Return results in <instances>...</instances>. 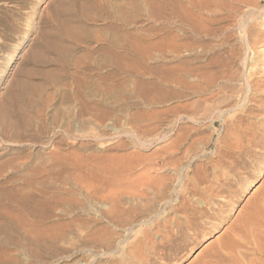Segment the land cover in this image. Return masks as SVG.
Wrapping results in <instances>:
<instances>
[{
    "label": "rangeland",
    "instance_id": "rangeland-1",
    "mask_svg": "<svg viewBox=\"0 0 264 264\" xmlns=\"http://www.w3.org/2000/svg\"><path fill=\"white\" fill-rule=\"evenodd\" d=\"M177 2L153 9L142 0L107 1L102 11L69 0H0V119L18 124L6 132L0 126V264H112L149 224L163 229L182 216L179 183L195 204L187 183L202 175L197 187L215 191L206 198L209 215L195 222L208 228L177 239L175 248L187 246L176 259H151L196 264L264 199V0L250 7L215 0L200 14L186 8V20ZM251 21L248 45L240 28ZM212 74L216 87L195 91L201 76ZM226 96L230 101L218 107ZM232 108H247L229 116L241 115L243 129L260 127L254 139H228L219 113L228 118ZM85 185L105 192L94 197ZM162 186L165 198L155 201ZM108 188L120 191L122 211L139 209L126 227L105 218ZM193 206L199 216L203 206ZM162 229L151 227V241ZM167 246L159 249H175Z\"/></svg>",
    "mask_w": 264,
    "mask_h": 264
},
{
    "label": "bare ground",
    "instance_id": "bare-ground-1",
    "mask_svg": "<svg viewBox=\"0 0 264 264\" xmlns=\"http://www.w3.org/2000/svg\"><path fill=\"white\" fill-rule=\"evenodd\" d=\"M70 1V3H73V4H78V3H80V4H84V5H86L85 7V9H88L87 8V6H91L90 8H92V6H93V9H95V7L94 6H97L98 8H102V6H107V5H103V4H105V2H111V1H116V0H69ZM139 1V0H138ZM170 1H174V0H142V2L144 3V6L146 5V6H149V7H153V9L154 8H157V7H159L162 3H165V2H167V3H169ZM176 1V0H175ZM211 2H215V0L213 1H211V0H178V2H177V5H178V3H179V8H180V10H182L183 11V15H182V17H181V20L182 19H184V20H186V18H185V15H184V12L186 13V8H189L190 9V11H191V13L192 14H200V11H202V10H206V8H208L209 6H210V3ZM238 2L240 3V4H242V5H244V6H252L253 5V0H238ZM112 3H114V2H112ZM116 3V2H115ZM114 3V4H115ZM142 3V4H143ZM257 3H260L259 1L257 2ZM114 4H111V5H114ZM176 4V3H175ZM117 5H118V3H117ZM240 6V5H239ZM112 7V6H111ZM104 8V7H103ZM103 8H102V11H103ZM129 8V7H128ZM137 8V7H136ZM108 10V9H107ZM107 10H106V12H105V15H106V13H107ZM120 10V9H119ZM122 10L124 11V9L122 8ZM208 10V9H207ZM123 11H121L122 13H123ZM156 11V10H155ZM109 12H110V10H109ZM119 12V14H121L120 13V11H118ZM125 12H126V9H125ZM157 12V11H156ZM237 12V10H236V7L234 6V7H230L229 9H228V18L229 19H231L232 18V20H233V17H232V14L233 13H236ZM249 12V11H248ZM111 13V12H110ZM116 14H118L117 12H115ZM127 13H128V15H129V11H127ZM203 13V12H202ZM224 13H225V11H224ZM251 13V11L249 12V14ZM108 14V13H107ZM112 14H114V13H111V15H109L111 18H112ZM115 14V15H116ZM231 14V15H230ZM248 14V15H249ZM114 15V16H115ZM121 15H123V14H121ZM121 15H119L120 16V18H121ZM125 15V14H124ZM251 15H252V13H251ZM119 16H117V17H119ZM246 16V15H245ZM122 17H124V16H122ZM129 16H125V18H123L124 20V22L123 23H127L126 21H127V18H128ZM106 18H108V17H106ZM115 18V17H114ZM113 18V19H114ZM226 18H227V15H226ZM109 19V18H108ZM116 19V18H115ZM114 19V20H115ZM106 20V19H105ZM116 20H119V19H116ZM120 20H122V18L120 19ZM243 20V19H242ZM247 21V20H246ZM116 22H119V21H116ZM120 23H122V21L120 22ZM244 23V22H243ZM249 23H251V24H248L247 26H243V27H241L240 29H241V31L243 32V35L245 36L244 38H246V40H247V43H248V45L250 44V42H249V40H251L250 39V29H251V26H252V21L251 22H249ZM67 29V28H66ZM68 31V30H67ZM66 30L64 31L63 30V32H64V34L66 35V32H67ZM192 31L194 32V30L192 29ZM62 32V33H63ZM63 34V35H64ZM69 35H70V32L68 33V35H66V36H68L69 37ZM71 37L73 38H75V35L73 34V36H72V34H71ZM70 38V37H69ZM126 39V38H125ZM242 39H243V37H242ZM109 44H111V43H109ZM112 45V44H111ZM117 46H118V44H116ZM113 48L115 47V45H113L112 46ZM129 49V48H128ZM127 49V50H128ZM60 50V49H59ZM131 51V50H130ZM116 57V56H115ZM118 57V56H117ZM116 57V58H117ZM122 55H120L119 56V59L120 60H118V61H121L122 59ZM123 59H124V57H123ZM112 60V59H111ZM127 60V59H126ZM117 61V62H118ZM126 62V61H125ZM124 62V60H123V64L125 63ZM128 62V61H127ZM112 63H114V62H112ZM119 63V62H118ZM117 63V64H118ZM122 63H121V65H122ZM227 63V62H226ZM116 64V65H117ZM120 64V63H119ZM115 65V64H114ZM121 65H117V66H121ZM124 65H126V63L124 64ZM124 65H122L120 68L119 67H117V66H115V67H117V68H119L120 69V71L121 72H123L122 70L123 69H125V68H123V67H126V66H124ZM128 65V64H127ZM111 66V65H110ZM112 66H113V64H112ZM182 66H184V65H181V67ZM123 68V69H122ZM183 68V67H182ZM118 69V70H119ZM126 69H128V68H126ZM184 70H186V68L184 69ZM112 71H114L113 69H112ZM124 71H128V70H124ZM187 71V70H186ZM219 72V71H218ZM112 73V72H111ZM115 74L117 73V71L116 72H114ZM124 73V72H123ZM193 73H195V70H193ZM108 74V73H107ZM112 76H115V75H113V73H112ZM107 77H108V75H107ZM109 79H111V77H110V75H109V77H108V81H110ZM112 79H113V77H112ZM111 79V80H112ZM182 80H181V84L184 86V84H186L185 83V81H184V79L183 78H181ZM201 81L199 82L200 83V85H198L197 87L195 86V91L197 90V92L199 93L200 92V90H201V95L204 93L205 95H206V90L204 89V88H206L207 90H209V91H212V89H214L215 87H216V80H217V77L216 76H214L213 74H212V76H201ZM106 84V83H105ZM187 85V84H186ZM185 85V86H186ZM202 85H203V87H202ZM219 85V84H218ZM246 85V84H245ZM193 86V85H192ZM187 87H188V85H187ZM248 87L249 88H252V86L248 83ZM247 87V88H248ZM222 88H223V86H222ZM193 89H194V87H193ZM200 89V90H199ZM226 90V89H225ZM19 91H20V89H19ZM110 91V90H109ZM225 92V91H224ZM15 93V92H14ZM13 93V94H14ZM12 94V95H13ZM18 94V96H20L19 95V92L17 93ZM9 95H11V94H9ZM11 95V96H12ZM218 95V94H217ZM11 96H9L10 97V100H11ZM8 97V98H9ZM12 98H15V97H12ZM16 98H17V96H16ZM219 98V97H218ZM18 99H20V98H18ZM220 99V98H219ZM229 99H231V97L230 96H226L225 98H221V100H219L218 101V107L220 106V105H223V106H225L224 104L226 103V102H229L230 100ZM8 100V99H7ZM6 100V101H7ZM214 100V99H213ZM212 100V101H213ZM217 100V99H216ZM16 100H14V102H15ZM19 101V100H18ZM24 100L22 99V101L21 102H23ZM26 101V100H25ZM28 101V100H27ZM215 101V100H214ZM8 102V101H7ZM10 102V101H9ZM13 102V103H14ZM29 102H31L30 100H29ZM28 102V103H29ZM15 103H17V101L15 102ZM20 103V101L18 102V104ZM25 103V102H24ZM78 103H79V101H78ZM21 104V103H20ZM20 104L18 105L19 107L18 108H20L21 106H20ZM83 103H79L78 105H82ZM7 105V104H6ZM12 105H14V104H12ZM17 105V104H16ZM22 105V104H21ZM24 105V104H23ZM23 105H22V107H23ZM25 105H26V103H25ZM29 105V104H28ZM27 105V106H28ZM83 105H85V103L83 104ZM230 104H228V106H229ZM9 106H11V103H10V105ZM27 106H26V108H27ZM223 106H221L222 108H224ZM228 106H226V107H228ZM29 107V106H28ZM85 107H86V105H85ZM85 107L83 106V108H79L80 109V115H82L83 113L85 114ZM245 107V106H244ZM10 108H14V107H10ZM16 108V107H15ZM24 109V107L22 108V110H27V109ZM221 108V109H222ZM235 108V107H234ZM234 108H232V109H230V110H227L226 111V114L228 115L227 117L228 118H224L225 117V114L224 113H219L220 114V116H221V118H222V121L224 122V128H225V132H226V134H228V139L229 140H234V139H237V138H239L240 136H242V135H245V136H248L249 138H253V137H255V136H257V134H258V132H260L261 130H260V127H258V126H253V128L251 129L250 127L249 128H245V129H243V128H241V124H243V120H242V116L241 115H239V114H234L235 113V111H242V109H240V110H234ZM242 108V107H241ZM17 109V108H16ZM88 108L86 107V110H87ZM12 110V109H11ZM246 111H247V108H244L243 109V111L242 112H245L246 113ZM19 112H21L20 111V109H19ZM18 111H17V113H19ZM23 112V111H22ZM22 112H21V114H22ZM231 112H234L233 113V115H231V116H229V113H231ZM78 113H79V110H78ZM98 113V112H97ZM237 113V112H236ZM8 114V113H7ZM76 115H77V113H76ZM79 115V114H78ZM215 115V114H214ZM3 115H0V118L2 117ZM7 116V115H6ZM16 116H17V114H16ZM19 116H21V115H19ZM83 116V115H82ZM95 116V115H94ZM219 116V115H218ZM219 116V117H220ZM8 117V116H7ZM11 117V116H10ZM15 117V116H14ZM81 117V116H80ZM79 117V118H80ZM93 117V116H92ZM218 117V118H219ZM12 118H13V115H12ZM82 118V117H81ZM217 118V117H216ZM6 119V118H5ZM253 120V119H252ZM255 120V119H254ZM252 121V122H247L246 124H247V126H252V125H255V122L257 121ZM6 121H8L7 119H6ZM6 121H4V119H0V126H1V128H2V126H3V128H4V130L6 129H8V127L10 128L11 126H15L16 127V125H18V124H16V125H14V124H12L11 122V124L9 123V121L8 122H6ZM81 121V120H80ZM99 121V120H98ZM212 121V120H211ZM246 121V120H245ZM82 122V121H81ZM215 122V121H214ZM222 122V123H223ZM79 123V122H78ZM81 124V123H80ZM80 124H78V125H80ZM214 124V123H213ZM245 124V125H246ZM21 125H22V122H21ZM241 125V126H240ZM39 126V125H38ZM41 126V125H40ZM3 130V131H4ZM6 130H5V132H6ZM7 131H9V130H7ZM225 138V137H224ZM254 139V138H253ZM229 168V167H228ZM101 179H103V178H101ZM205 178L204 177H202V175H199V177H198V179L196 178L195 180H190L191 182L189 183V181H188V183H187V185L188 184H190L191 185V187L189 186L188 187V192H187V195H189V196H192L194 199L196 198V203L195 204H193L192 202V204H189L190 203V200H189V198H188V196H186L185 195V190H186V187L185 188H183L184 186H182V182L181 183H179L180 184V189L178 190V196H179V199H181L180 201H181V205L177 208V212H179L182 216H178V220H176V221H174V223H168V221H167V223H168V226L167 225H165V224H163V222H162V224L164 225L163 226V229H162V227L161 226H159L161 229H162V231H159L160 232V236H159V240L156 242V241H154V239H153V241H151V238H153V237H151V232H153L152 230H150L151 229V227L154 229V228H159V227H156L157 226V223L155 224V223H153V224H149L148 225V227H150L149 228V230H144V231H142L141 232V235H142V238L141 239H139V240H136L135 242H133V243H131L130 245H127V247L126 248H124V250L119 254L120 255V257H119V260H117V261H115V262H112V264H124V263H126V264H151V259L153 258L154 259V255H156V256H158L157 258H159V259H165V258H168L169 260H174V259H176V257L178 256V254L179 253H181L182 251H184V249L186 248V244H184V245H182V246H177V248H175V246H176V244H175V242L177 241V239H179V238H181V237H183L184 235H185V233H192V235L194 236V235H196L197 233H200V232H202L204 229H206V228H208L207 227V225H206V223L205 222H203V223H200V222H195V220L196 219H199V218H204V217H207L208 215H209V212H208V203H207V200H206V198L208 197L209 199L211 198V196H213V192L215 191V186L213 187L212 185H210V186H206L205 188H198L197 187V184H200V185H202V182H204L205 183V180H204ZM100 180V179H99ZM99 180H97V181H99ZM105 180V179H104ZM108 181H109V179H107ZM96 181V182H97ZM216 181H218V180H216ZM89 183V182H88ZM95 183V182H94ZM100 183H101V181H100ZM105 183H107L106 182V180H105ZM149 183V182H148ZM222 183V185L223 184H225V181L223 180V181H221L220 180V182L218 183V184H221ZM89 185H90V183H89ZM88 185V186H89ZM92 185V184H91ZM101 185V184H100ZM103 185V184H102ZM107 185V184H106ZM199 185V186H200ZM87 185H85V186H83L82 188H86V187H88ZM99 186V185H98ZM108 186V185H107ZM107 186H106V188H107ZM150 186V185H149ZM193 186V187H192ZM102 187V186H101ZM109 187H111L110 186V184H109ZM159 187V186H158ZM178 187V188H179ZM89 188V189H88ZM87 188V190L88 191H91L90 190V186ZM93 188H95L96 189V187H93ZM103 188V187H102ZM100 189V186H99V189H97L95 192H92L91 194H92V196H97L96 194L98 193V191L99 190H101V192H102V190L105 192V190H104V188L103 189ZM105 188V189H106ZM148 188V187H147ZM166 186H162V188H161V190L159 191L158 189H156L155 190V192H154V195H155V197H154V200L156 201V199H164L165 197H163L164 195V190H166ZM91 189H92V186H91ZM149 189V188H148ZM222 189V188H221ZM111 191V194H110V192H108V191ZM123 190V189H122ZM108 193L110 194V197H106L107 199H108V202L110 201V203H109V205H111V210L109 211V213H108V211L106 212V213H108V214H106V219H108V221H110L111 223H112V225H114L115 226V228H120L122 225L123 226H125V225H128V224H130V222L132 221V218H133V220H134V218L135 217H133L135 214L137 215L138 214V212H139V209H137L138 210V212H137V210H135V209H128V210H126L125 209V211H124V209H123V211H122V208H121V204L119 205V199H118V197H119V193L118 192H120V191H118L117 193H115V191H112V189L110 188H108ZM125 191H127V190H125ZM130 191V190H129ZM128 191V192H129ZM85 192H87L86 190H85ZM103 192V193H104ZM103 193H101V194H103ZM107 193V194H108ZM123 193L125 194V192L123 191ZM130 193V192H129ZM128 193V194H129ZM133 193V192H132ZM132 193H130L131 195H132ZM87 194V193H86ZM90 194V193H89ZM91 194L90 195H87V196H91ZM94 194V195H93ZM99 194H100V192H99ZM100 194V195H101ZM121 194V193H120ZM134 195V194H133ZM133 195H132V197H133ZM137 195V194H136ZM135 195V196H136ZM140 195V196H139ZM94 196V197H95ZM106 196V195H105ZM104 196V197H105ZM142 197L141 196V194H138L137 195V197ZM99 197V196H98ZM101 197V196H100ZM104 197H101V198H104ZM124 198H125V196H123ZM97 198V197H96ZM105 198V199H106ZM123 198V199H124ZM129 198H130V196H129ZM135 198V197H134ZM134 198L132 199L133 200V202H134ZM177 198V197H176ZM105 199H104V201H105ZM136 199V198H135ZM208 199V200H209ZM66 200V199H65ZM101 200V199H100ZM126 200V199H125ZM129 200V199H128ZM138 200V199H137ZM136 200V201H137ZM153 200V199H152ZM159 200V201H160ZM130 201V200H129ZM135 201V202H136ZM192 201V200H191ZM194 201V202H195ZM23 202V201H22ZM25 202V201H24ZM107 202V201H106ZM153 203V202H152ZM186 203H187V205H186ZM21 204V203H20ZM122 204H123V202H122ZM131 204H132V202H131ZM147 204H148V202H146V204L144 205V207L145 206H147ZM154 204V203H153ZM169 204V203H168ZM139 205V204H138ZM193 205H196L197 206V208H200V206L202 205L203 206V208H200L199 209V216H195L196 214L195 213H193L192 211H191V209H192V207H194ZM21 206H25L26 207V205H20V208H21ZM124 206V205H123ZM168 206V205H167ZM24 207V208H25ZM134 207V206H133ZM80 208V207H79ZM82 208V207H81ZM124 208V207H123ZM129 208V207H128ZM147 208V207H146ZM152 208V207H151ZM151 208H149L148 210H150ZM18 209V208H17ZM27 209V208H26ZM26 209H24V210H26ZM110 209V208H109ZM141 209V208H140ZM154 210V209H153ZM19 211V210H18ZM20 211H21V209H20ZM26 211H28V210H26ZM73 211V210H72ZM75 211V210H74ZM141 211H145V209H143V210H141ZM163 211H165V210H163ZM159 212V211H158ZM142 213V212H141ZM154 213V212H153ZM156 213V212H155ZM164 213V212H163ZM104 214V213H103ZM32 215V214H31ZM105 215V214H104ZM139 215V214H138ZM157 215L158 216H156V219H157V217H159V213H157ZM161 215V214H160ZM161 216H163L164 217V214L163 215H161ZM84 217V216H83ZM154 217H155V215H154ZM103 218V217H102ZM156 220H154V222H155ZM17 222V221H16ZM33 222V221H32ZM11 223V222H10ZM12 223H15V222H12ZM19 223H20V220H19ZM25 223V222H24ZM89 223V222H88ZM166 223V222H165ZM18 224V223H17ZM28 224V223H27ZM85 224V223H84ZM86 224H87V222H86ZM147 224V223H146ZM162 224H160V225H162ZM25 225V224H24ZM159 225V224H158ZM171 225V226H170ZM1 226V225H0ZM122 226V227H123ZM69 227V226H68ZM126 227V226H125ZM1 228V227H0ZM142 228V227H141ZM5 229V227H3L2 226V228H1V230H4ZM172 229H175V231H176V234L175 235H173L172 233ZM115 230V229H114ZM113 230V231H114ZM117 230V229H116ZM129 230V229H128ZM113 231L112 232H109V233H107V235L109 236V237H113L114 236V234H115V231H114V233H113ZM156 231V230H155ZM96 233V232H95ZM138 233H140V231H135V235L137 236V234ZM162 233V234H161ZM207 234H209L210 232H206ZM131 234V233H130ZM90 235H91V233H90ZM89 236V235H88ZM95 236V235H94ZM116 236V235H115ZM135 236V237H136ZM135 237H133V238H135ZM208 236L207 235H204V236H202V238L203 239H206ZM156 238V237H155ZM85 239H87V238H85ZM131 239V238H130ZM90 240H92L91 239V237H90ZM89 240V241H90ZM100 240V239H99ZM103 241L105 240V239H102ZM101 240V241H102ZM190 240H192V238L191 237H184V242H189ZM120 242H122V241H120ZM120 242H119V244H120ZM125 243H127V242H125ZM122 244H123V242H122ZM165 244H167L169 247H170V250H172L171 248H175V249H173L174 251H175V253L173 252V250L171 251V253H163L162 251H163V249L165 250ZM174 244V245H173ZM124 245V244H123ZM121 246V245H120ZM167 246V247H168ZM123 247V246H122ZM159 248H163L162 250L161 249H159ZM121 249H123V248H121ZM178 251H177V250ZM170 252V251H169ZM113 253V252H112ZM114 258V257H113ZM156 263V262H155ZM155 263H153V264H155ZM196 264H264V199H262V201L260 202V201H258V203H254L253 205H252V207L250 208V210H249V212L246 214V218L242 221V222H240V223H238V224H236V226H234V227H232V229H231V233L229 234V235H227V236H225L223 239H221L217 244H216V246H214L208 253H207V255L203 258V259H201V260H199L198 262H196Z\"/></svg>",
    "mask_w": 264,
    "mask_h": 264
}]
</instances>
